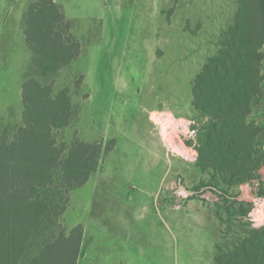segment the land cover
<instances>
[{"label":"rangeland","instance_id":"374dc122","mask_svg":"<svg viewBox=\"0 0 264 264\" xmlns=\"http://www.w3.org/2000/svg\"><path fill=\"white\" fill-rule=\"evenodd\" d=\"M63 1L68 15L73 18L67 16L62 4H58L72 23L70 33L79 40L81 51L68 66L53 75L54 92L68 87L74 108L82 106L85 95L90 93L84 71L89 68L94 74L98 69L97 64L89 61V54L99 44L103 32L102 18L92 12L96 6L109 8L119 1L125 13L116 25L122 29L125 46L118 92L128 94V109L154 106L156 110H171L176 118H186L196 130L193 154L200 129L207 123L192 106L193 80L207 58L215 53L221 30L229 24L237 0ZM262 51L264 54V46ZM31 61L32 52L27 43L26 51L16 46L12 73L18 74L25 62L23 77L35 75ZM262 70L264 74V59ZM81 76L82 82L75 86ZM50 78L41 80L49 83ZM251 117L264 129V98ZM17 127L15 117L0 114V136L4 132L10 136ZM152 131L154 141L170 156L164 187L158 195L124 196L123 231L122 235L118 233L122 237L117 239L120 241L117 249L118 242L114 238L100 237L92 230L91 236L100 239L82 238L78 264H216L214 258L220 252L233 250L235 244L251 236L253 231L264 228L253 229L251 218H248L252 199L264 195V163L252 179L239 183L226 173L215 175L212 169L196 166L192 156L168 154L159 134L153 128ZM53 134L66 146L78 139L72 121L54 129ZM97 141L102 142L103 147L110 141H113L112 147L116 143L115 138L108 136ZM81 187L70 192L67 210L60 219L67 231L77 224L84 230L88 222L103 219L106 224L107 219L113 218V215L105 216L108 204L112 203L111 208L114 206L113 196L103 203L101 210L99 196L93 194L92 189L86 191V187ZM53 229L57 231V227Z\"/></svg>","mask_w":264,"mask_h":264},{"label":"trees","instance_id":"16d2710c","mask_svg":"<svg viewBox=\"0 0 264 264\" xmlns=\"http://www.w3.org/2000/svg\"><path fill=\"white\" fill-rule=\"evenodd\" d=\"M236 5L215 53L193 80L192 106L207 123L192 158L196 166L240 183L264 163V129L251 117L264 98V0ZM23 25L35 75L21 84V124L10 136H0V264H78L83 226L67 231L60 219L70 192L89 180L113 141L105 147L77 138L69 146L57 141L54 129L68 125L76 109L69 88L55 93L52 78L80 54L81 44L55 0L28 1ZM81 82L82 76L75 86ZM214 259L216 264H264V228Z\"/></svg>","mask_w":264,"mask_h":264},{"label":"crops","instance_id":"0c3cea01","mask_svg":"<svg viewBox=\"0 0 264 264\" xmlns=\"http://www.w3.org/2000/svg\"><path fill=\"white\" fill-rule=\"evenodd\" d=\"M28 1L30 0H0V114L15 117L18 126L21 124L23 108L21 82L27 64L24 62L22 68L20 62L22 69L18 74L12 73L11 67L16 46L26 51L23 13ZM55 1L63 5L68 17H74L68 15L63 0ZM108 7L102 9L96 6L92 12V15L102 18L103 24L101 40L89 54V61L97 64L98 69L94 74L89 68L84 71V79L90 87V93L81 102L82 106L76 108L72 123L80 141L91 143L101 137L115 138L114 147L102 154L96 171L82 187L80 186L86 187V191L92 189L93 194L99 196V201L102 202L101 210L103 203L113 196L114 206L111 208L112 203H109L105 215H113V218L107 219L106 224H103V219L88 222L89 225L84 226V240L87 236L90 239H100L91 236L93 230V233L99 234L100 237L104 235L117 241L123 231L124 196L158 195L170 170V156L154 141L152 128H155L149 113L155 111V107L142 105L137 109V113V107L128 109V94L118 92L125 37L122 29L116 24L124 16L125 9L119 1ZM81 57L80 55L77 59ZM83 124L86 125L85 128H80ZM167 153L169 154L168 151ZM102 228L107 229L103 232ZM117 242L115 249L120 244V241Z\"/></svg>","mask_w":264,"mask_h":264},{"label":"built area","instance_id":"2783aa9c","mask_svg":"<svg viewBox=\"0 0 264 264\" xmlns=\"http://www.w3.org/2000/svg\"><path fill=\"white\" fill-rule=\"evenodd\" d=\"M149 118L164 142L168 152L177 153L183 157L192 156V148L196 142V130L190 127L186 118H176L169 109L155 110L149 113ZM190 143H187V142ZM251 220L259 214L264 217V195L252 199ZM264 227V226H261Z\"/></svg>","mask_w":264,"mask_h":264},{"label":"clouds","instance_id":"9594fccd","mask_svg":"<svg viewBox=\"0 0 264 264\" xmlns=\"http://www.w3.org/2000/svg\"><path fill=\"white\" fill-rule=\"evenodd\" d=\"M251 217H252V214L249 213L248 218H251ZM251 223H252L253 229H258L259 227L264 226V217H261L259 214H257V216L251 220Z\"/></svg>","mask_w":264,"mask_h":264}]
</instances>
